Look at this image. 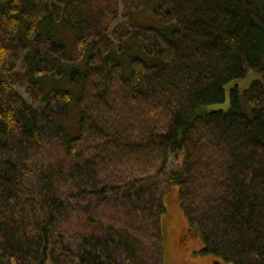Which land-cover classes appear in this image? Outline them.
I'll return each mask as SVG.
<instances>
[{
    "label": "trees",
    "instance_id": "16d2710c",
    "mask_svg": "<svg viewBox=\"0 0 264 264\" xmlns=\"http://www.w3.org/2000/svg\"><path fill=\"white\" fill-rule=\"evenodd\" d=\"M171 185L264 264V0H0V264H164Z\"/></svg>",
    "mask_w": 264,
    "mask_h": 264
},
{
    "label": "rangeland",
    "instance_id": "374dc122",
    "mask_svg": "<svg viewBox=\"0 0 264 264\" xmlns=\"http://www.w3.org/2000/svg\"><path fill=\"white\" fill-rule=\"evenodd\" d=\"M138 22L143 25L158 26V22L148 15L137 16ZM255 76L248 75L246 79L238 81L241 88L249 85ZM229 88V87H228ZM226 103L213 108H226ZM76 115L72 112L70 129L75 130ZM166 212L162 217L161 226L164 238V264H226L215 256L203 255L204 244L196 230L192 229L183 213L180 188L176 185L167 186L164 191Z\"/></svg>",
    "mask_w": 264,
    "mask_h": 264
}]
</instances>
